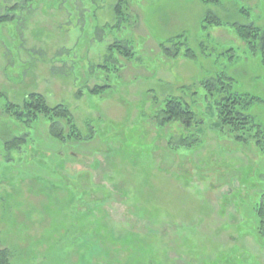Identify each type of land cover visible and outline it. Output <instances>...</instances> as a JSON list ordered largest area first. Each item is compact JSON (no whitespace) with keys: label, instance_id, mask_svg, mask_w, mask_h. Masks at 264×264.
<instances>
[{"label":"rangeland","instance_id":"374dc122","mask_svg":"<svg viewBox=\"0 0 264 264\" xmlns=\"http://www.w3.org/2000/svg\"><path fill=\"white\" fill-rule=\"evenodd\" d=\"M209 12L224 26L204 31ZM4 16L0 250L11 264H264V152L219 133L202 85L231 78L235 93L257 99L247 113L264 126V61L233 30L264 29V0H0ZM180 36L194 60L163 54ZM117 44L135 58L119 57ZM99 85L112 88L89 93ZM30 94L66 106L93 138L55 140L45 118L15 124L4 107ZM170 98L205 111L189 149L170 151L183 133L157 125Z\"/></svg>","mask_w":264,"mask_h":264},{"label":"trees","instance_id":"16d2710c","mask_svg":"<svg viewBox=\"0 0 264 264\" xmlns=\"http://www.w3.org/2000/svg\"><path fill=\"white\" fill-rule=\"evenodd\" d=\"M34 1V0H29ZM207 5H219L221 0H201ZM116 16L120 21L122 17L121 4L114 8ZM12 20L11 16L0 17V22ZM224 23L212 12H209L202 24L204 31H209L211 28L222 27ZM233 30L238 37L248 46V51L251 54H260L264 61V29L255 25H233ZM112 31V30H111ZM184 39L183 36L177 39H171L161 44L163 54L167 58L186 57L194 60L196 54L190 48L185 49L183 54L182 46L186 45L179 40ZM114 48L120 49L119 57L131 62L135 58L132 50L128 47L117 44ZM204 54L209 56L208 48L202 47ZM210 50V49H209ZM113 51V47H110ZM211 53V52H210ZM249 55V54H248ZM113 61V60H112ZM119 61V60H118ZM120 71L119 68L116 69ZM203 87L206 90V99L213 105L212 124L219 130L221 135L227 136L236 142L250 143L254 142L256 146L264 152V126L256 125L253 118L247 113L252 105L257 101L252 96L242 95L234 92L233 80L226 75L211 78L205 81ZM110 85H99L89 90L92 95H104ZM0 98L3 94L0 92ZM159 103V102H158ZM157 103V104H158ZM160 104V103H159ZM4 110L13 117L15 124L25 127H30L32 124L45 118L51 124L50 132L53 139L60 142H67L71 139L76 141H84L93 138L92 136H83L81 131L75 124L73 115L64 105L51 107L47 104L44 96L40 94H30L23 106H14L9 102L5 105ZM205 111L196 110L192 105L177 98H170L161 103L156 110V120L158 127H163L164 130L177 127V132L181 130V137H172L168 142V149L174 151L180 149H189L198 144L202 139L196 134L206 129L208 122L205 120ZM180 126V127H179ZM176 129V128H174ZM195 134H191V133ZM190 134V135H189ZM27 134L15 137L8 140L5 147L8 151L18 149L26 141ZM259 229L258 233L261 238H264V201L258 210ZM0 264H11L9 253L5 250H0Z\"/></svg>","mask_w":264,"mask_h":264}]
</instances>
